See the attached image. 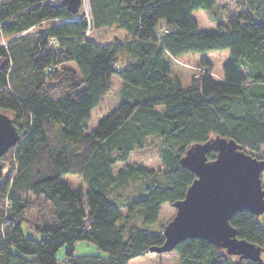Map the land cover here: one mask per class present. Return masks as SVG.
<instances>
[{
	"label": "trees",
	"instance_id": "16d2710c",
	"mask_svg": "<svg viewBox=\"0 0 264 264\" xmlns=\"http://www.w3.org/2000/svg\"><path fill=\"white\" fill-rule=\"evenodd\" d=\"M218 1L90 0V22L58 1L0 4V38L9 40L0 47V112L20 135L1 158L11 171L0 185V264H129L164 244L165 226L151 227L162 206L183 200L195 180L180 164L192 145L219 136L264 159V0H238L235 15L222 14ZM199 10L216 30H200ZM55 19L74 21L16 37ZM113 25L123 39L102 44L86 34ZM226 50L220 79L206 61L188 85L173 72L172 59ZM114 77L120 102L90 131ZM151 139L162 171L129 163ZM207 156L212 161L216 153ZM66 175L83 186L74 188ZM137 181V197L125 198ZM138 216L143 227L135 225ZM231 224L239 239L264 249V214L245 210ZM80 242L100 253L78 256ZM174 252L180 264H259L202 239H187Z\"/></svg>",
	"mask_w": 264,
	"mask_h": 264
},
{
	"label": "water",
	"instance_id": "95a60500",
	"mask_svg": "<svg viewBox=\"0 0 264 264\" xmlns=\"http://www.w3.org/2000/svg\"><path fill=\"white\" fill-rule=\"evenodd\" d=\"M62 4L77 15L82 0H63ZM19 141L12 117L0 112V185L5 167L1 158ZM211 152L216 153V158L209 161L207 155ZM180 164L195 175V180L185 198L172 205L176 214L164 227V244L149 252L169 253L187 239H202L227 255L264 264V249L239 239L231 224L233 217L245 210L256 217L264 214V159L249 154L234 140L216 136L192 145Z\"/></svg>",
	"mask_w": 264,
	"mask_h": 264
},
{
	"label": "rangeland",
	"instance_id": "374dc122",
	"mask_svg": "<svg viewBox=\"0 0 264 264\" xmlns=\"http://www.w3.org/2000/svg\"><path fill=\"white\" fill-rule=\"evenodd\" d=\"M58 2H62L63 0H56ZM49 2V0H48ZM238 0H223L218 1L217 4L219 6V10L223 14L226 11L231 12L232 14H238L240 11L237 6ZM220 13V11H219ZM90 0H82V4L80 7V11L77 14V18L81 19L84 17H90ZM194 17L199 22V27L201 31H214L216 30V25L211 21L209 17V13L204 10H199L194 13ZM59 22H48L45 21L38 26L34 27L32 30H28L23 36H34L37 35L41 29L47 28L48 26L56 25ZM90 38L98 43L105 44L107 42L113 41L115 38L123 39L125 37V32L122 29L116 28L113 26H105L99 29L94 30L92 28L90 32ZM4 41L9 45V40H5L0 38V43ZM5 45V44H4ZM4 47V46H0ZM229 57V51H215L206 54H194L182 57L180 59H172V69L173 72L179 75L183 81L184 85H188L190 83L191 77L196 76L199 72V67L203 61L210 63L213 68V75L215 78L220 79L223 75V66ZM75 69L74 65H70ZM120 90H121V81L118 77H114L113 79V87L110 93L104 97L101 104L92 112L91 121L88 124V130L92 131L96 128L98 122L109 115L112 111L116 109L118 106L120 99ZM250 154V153H249ZM129 163L137 164L143 166L145 169L150 171H162V163L159 158V145L154 140H149L142 149H136L129 159ZM123 165H118L116 170H118ZM11 171V168L8 164L4 167V178H6ZM65 182L71 184L74 188H78L83 186L82 180L78 176L66 175L63 177ZM140 182L137 181L132 183L131 186L123 191L121 194L129 200L137 197L138 190L137 188L140 186ZM262 185L264 189V173L262 175ZM163 210L161 212V216L158 222V226L154 225L151 227L152 230L159 228V226H166L175 216L176 209L170 205H163ZM123 212H126L124 209ZM137 218V220H136ZM134 221H137L135 225L139 227H143L141 224V219L135 217ZM154 228V229H153ZM32 229V228H31ZM25 235L27 237H32L39 239V236L32 232L27 227H24ZM76 253L78 256H95L99 254L97 247L94 244L87 242H80L76 246ZM65 248L60 250L59 257H65ZM102 255L104 253L101 252ZM129 264H180V259L177 253L169 252L164 254H149L146 257L136 258L130 261Z\"/></svg>",
	"mask_w": 264,
	"mask_h": 264
},
{
	"label": "built area",
	"instance_id": "2783aa9c",
	"mask_svg": "<svg viewBox=\"0 0 264 264\" xmlns=\"http://www.w3.org/2000/svg\"><path fill=\"white\" fill-rule=\"evenodd\" d=\"M4 0H0V4L3 2ZM52 1H56V0H49V2H52ZM90 15V14H89ZM84 19L85 20H87L88 22H90L91 21V17H84ZM55 22H61V21H74V20H61V19H55L54 20ZM43 23V22H42ZM41 24V23H40ZM38 26V25H37ZM34 28V27H33ZM32 28V29H33ZM32 29H30V30H32ZM0 31H1V24H0ZM27 32V31H26ZM26 32H24L23 34H25ZM90 32H91V30H89L86 34H87V36L90 34ZM23 34H21V35H19V36H16V37H21ZM5 44V45H4ZM49 44L52 46V45H54V46H56L57 45V41L55 40V39H50V41H49ZM0 46H4V47H7V43L6 42H4V41H2L1 43H0Z\"/></svg>",
	"mask_w": 264,
	"mask_h": 264
},
{
	"label": "crops",
	"instance_id": "0c3cea01",
	"mask_svg": "<svg viewBox=\"0 0 264 264\" xmlns=\"http://www.w3.org/2000/svg\"><path fill=\"white\" fill-rule=\"evenodd\" d=\"M147 256H149V255H147ZM146 257V256H145Z\"/></svg>",
	"mask_w": 264,
	"mask_h": 264
}]
</instances>
